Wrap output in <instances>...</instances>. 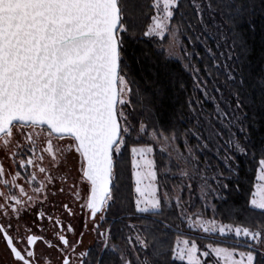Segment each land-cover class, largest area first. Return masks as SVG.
I'll return each instance as SVG.
<instances>
[{"label": "snow or ice", "instance_id": "snow-or-ice-1", "mask_svg": "<svg viewBox=\"0 0 264 264\" xmlns=\"http://www.w3.org/2000/svg\"><path fill=\"white\" fill-rule=\"evenodd\" d=\"M146 6L154 14L142 35L158 41L160 65L182 62L193 93L200 94L185 101L187 114L183 105L167 109L166 84L149 83L143 75L141 61L147 54H138L135 45ZM257 34L258 71L249 43ZM173 82L185 90L182 79L168 74V83ZM180 123L188 126L181 129ZM156 145L166 155L165 172L174 169L187 181L175 196L179 223L165 215L168 193L158 195ZM0 151L25 170L29 187L36 185L29 195L18 183L21 172L9 173L0 162V185L9 188L0 190V217L6 218L0 219V239L10 264H53L48 254L38 257V242L56 251L58 264H264V0H150L147 5L146 0H0ZM124 151L131 153L135 184L131 211L122 193ZM209 152L223 168L211 164ZM46 156L57 172L66 169L61 185L75 170L69 191L81 201V210L87 209L97 235L96 244L84 251L77 252L84 232L70 241L65 232L75 233L74 228L65 229L60 218L42 208L50 196L65 192L63 186L49 189L56 177L45 166ZM250 165L255 175L250 198L243 207L233 204L225 211L235 216L250 207L258 215L249 214L242 224L220 222V208L212 201L224 204L239 194ZM193 185L212 218L185 210L181 193ZM62 208L76 215L69 204ZM33 211L32 223L21 224ZM109 214L111 223L101 231ZM133 218L142 223L127 222ZM45 219L56 227L57 243L33 231ZM184 225L236 239L231 247L209 243L201 251L194 239L183 238ZM173 229L176 238L170 246ZM240 238L243 251H237Z\"/></svg>", "mask_w": 264, "mask_h": 264}, {"label": "trees", "instance_id": "trees-1", "mask_svg": "<svg viewBox=\"0 0 264 264\" xmlns=\"http://www.w3.org/2000/svg\"><path fill=\"white\" fill-rule=\"evenodd\" d=\"M147 3H150V0H146ZM145 11L147 12V15L142 18L141 25H140V32L138 33L139 42L135 45L136 52L139 54L140 52H144L147 55L142 58V65H143V75L144 77L148 78L149 83L156 84L160 81H163L167 88H168V99L166 101V108L171 110L172 108H179L181 105H183V111L185 114H187V105L185 101L193 95H200L199 93H193V82L192 77L189 73L185 72L182 68V63L179 61L170 62L167 66V68L162 67L160 65V57L156 55L155 49L158 46V41L154 40L149 37H144L142 35L143 31L146 30L147 26L151 23V15L154 14V10H151L145 7ZM173 23L175 24L176 21L174 20ZM188 35H191V32L188 33ZM183 40V43L188 47L189 51H192V45L188 42L187 39L184 37H181ZM164 46L167 47L169 41L165 40ZM249 43L252 44L255 48L254 54L250 57L253 66L258 71L261 65V53H260V35L257 34L254 39H250ZM196 51L203 54V47L202 45L197 44L196 45ZM194 63H197L198 66H201L199 64L198 58L193 57ZM139 71V69H138ZM168 74H171V76L175 78L182 79L185 84V90L180 91L176 86L175 83H168ZM168 112L164 113V116L162 118V122L167 121ZM188 125L187 123H180L179 127L181 129L186 128ZM135 139L132 138V140L129 141V149L132 146V143ZM147 141V137L144 138V141H141V143ZM155 152H154V159L157 163V170H158V180L160 182V185L162 187H165L164 189L168 191L169 193L173 192L174 186L180 184V179L177 178V174L175 170L170 172V175L165 173V166L167 165V158L166 155L162 154L159 150V147L156 145ZM123 161H124V174L123 179L121 181L122 184V193L126 200V205L128 210H134V201L136 197V193L134 191L135 184L134 179L131 175V153L130 151H124L123 152ZM216 165H219L221 168L224 166L220 163V161L216 160ZM225 175L227 173L225 172ZM174 177V178H172ZM255 183V175H254V166H247L245 168V174H242L241 179V191L239 194H232L231 196H228V193H224L225 196H228V200L226 203L222 204L220 201L213 200V203L216 204L220 208V212L216 214V218L220 220L222 223H244L245 217L249 214L253 216L258 215V210H251L250 207H244L243 213H237L235 216H229L225 209L233 204L237 206L243 207L246 203V201L250 198V190L252 189V185ZM165 208V215L169 217L170 221L175 223H179V220L177 219V213L178 209L175 208V205L168 207L164 204ZM139 215V214H137ZM129 223L134 224H141V220H137L135 218L128 220ZM111 223V215L109 214L107 222H105V227L108 228ZM184 236L183 238H189L194 239L198 246L203 249H205V246L209 243H212L213 246H220V247H231L233 241L236 239L235 237H222L219 234H200L195 232L194 230H189L186 225L182 226ZM176 238V230L173 229L170 231L168 236V242L169 245H173ZM241 239L240 246L237 248V251H243L245 250L243 247V238ZM119 242V241H116ZM176 264H186V262H179L177 261Z\"/></svg>", "mask_w": 264, "mask_h": 264}, {"label": "rangeland", "instance_id": "rangeland-1", "mask_svg": "<svg viewBox=\"0 0 264 264\" xmlns=\"http://www.w3.org/2000/svg\"><path fill=\"white\" fill-rule=\"evenodd\" d=\"M175 51L177 53H179V45L176 46ZM193 62H194V60H193ZM205 108L210 110L212 108V105L210 103H206ZM135 137H136V133L134 132L132 134V138L135 139ZM192 142L195 143L194 140ZM157 146L160 149L161 146L160 145H157ZM206 155H207L208 159L210 160L211 164L215 166L216 165L215 159L218 161L216 156L213 155V153H211V152L207 153ZM201 159L203 160L204 157L202 156ZM0 162H3L6 171L9 173L14 174L16 171L21 172L22 178L18 180V183L25 187V189H26V191H28L29 195H32V187H35L36 185H32V187H29V185L27 183V173L25 172V170L19 169L17 166H15L13 164L11 158L9 156H7L3 151H0ZM220 163H221V161H220ZM45 166L49 167L52 171L53 176L56 177L55 187L49 185V189L51 191H55L59 187L63 186L65 188V192L63 194L57 193V195L55 197L50 196L49 201L47 203L43 204V206H42L43 210L46 212V214H50L52 211H54L55 206H59L57 204H59L60 202L62 203V201L64 199H66L68 204L73 208V210L76 213V215H75L76 219H74L73 221H74V225L76 226L75 228H76V232H77V237H74L73 239H71V241L78 239L79 238L78 234H80L81 232H84L83 244L80 247H78L77 252L84 251V250L88 249L89 246H94L97 242V235L94 231L91 230L92 229V221L90 219H88L87 209L81 210V208L79 206L81 201H76L75 197L69 191V187L72 183L71 177H72V175H75V170H73V172L69 174L68 183L61 185L59 177L63 171H66V169L62 168L61 172H57V170L55 168H53L51 166V164L49 163V158L47 156L45 159ZM32 170L33 169H29L28 171H32ZM165 173L170 175V172H165ZM177 176H178L177 178L180 179L179 180L180 184L174 186L172 193H169L168 191H166L164 189L165 187H162V185H160V182H159L158 177H157L158 195L163 197L165 192L168 193L169 200L164 203L168 207L175 205V196L177 194V187L178 186L182 187L183 184L187 182L184 179H182L178 174H177ZM6 178L11 179V176L9 175ZM172 178H174V177H172ZM38 179H43V176L38 174ZM0 190L8 192L9 188L5 187L3 185H0ZM12 191H18V190L12 189ZM81 195H84V193L81 192ZM181 195H182V201L185 204V210L189 214H192L195 212H202V213H204L205 218H212L213 217L212 209L210 207H204L205 202L200 199L199 191L197 190L195 185H193V188L191 190H188L185 188L182 191ZM0 203H4V201L2 199H0ZM212 203H213V201H212ZM37 207L39 208L41 206L38 205ZM65 215H66L65 220H68V221L71 220V218L68 216L67 213H65ZM4 219H6V218H4ZM34 219H35V211H33V213L31 215L23 216V218L21 220V224H23L25 222L28 224H31ZM85 221H87V223H88V229L87 230L84 228ZM45 222H46V220H44L43 222H37V227H34L33 231L36 232L37 235H43L46 239L51 240L53 243H57V240L55 237H51L50 235L48 236V234H46L45 228H44L43 233L38 231L39 226L45 225ZM15 223H16V219H15V217H13V224H15ZM105 228H106L105 222H101V231H103ZM194 231L197 233H200V234H206V233H203L201 230H198V229L194 230ZM211 234H219V233H211ZM207 235H210V234H207ZM227 236L228 237H231V236L234 237V234H228ZM224 237H226V236H224ZM201 251H203V249H201ZM42 253L50 255L52 257L53 264H58V261L56 259L58 254L56 253V251L54 249H47L46 246L43 245L42 242H38V244H37V255H38V257ZM0 254L2 255V258L4 261V263H2V264H10V257L8 255V251L5 247V242L2 239H0ZM209 264H212L211 260H209ZM220 264H223L222 260L220 261Z\"/></svg>", "mask_w": 264, "mask_h": 264}, {"label": "flooded vegetation", "instance_id": "flooded-vegetation-1", "mask_svg": "<svg viewBox=\"0 0 264 264\" xmlns=\"http://www.w3.org/2000/svg\"><path fill=\"white\" fill-rule=\"evenodd\" d=\"M65 203H67L68 204V202H67V200L66 199H64L63 201H62V203L60 202L59 204H57V205H59V206H55V208H54V211H52L50 214H48V215H52L53 216V218L55 219V218H60L61 219V221H62V223L64 224V226H65V229H66V227L68 226V225H71L73 228H74V230H75V233H71V232H65V234L67 235V237H68V239L71 241V239H73L74 237H77V232H76V226L74 225V219H76V216L74 215V216H69L70 218H71V220H65V211L63 210V208H62V205L63 204H65ZM0 219H4V217H0ZM46 220V222H45V225H40L39 227H43V228H45V231H46V234H48V236L50 235L51 237H55V231L57 230L56 229V227L53 225V224H51V223H49L48 221H47V219H45ZM83 226V225H82ZM81 226V227H82ZM47 236V235H46ZM78 236H79V234H78ZM56 238V237H55ZM2 263H4V261H3V258H2V255L0 254V264H2Z\"/></svg>", "mask_w": 264, "mask_h": 264}]
</instances>
